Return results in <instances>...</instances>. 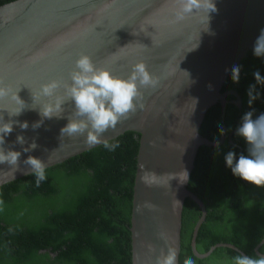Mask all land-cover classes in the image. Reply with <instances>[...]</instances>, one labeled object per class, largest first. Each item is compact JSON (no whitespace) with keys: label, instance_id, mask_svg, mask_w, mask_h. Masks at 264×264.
Returning a JSON list of instances; mask_svg holds the SVG:
<instances>
[{"label":"water","instance_id":"1","mask_svg":"<svg viewBox=\"0 0 264 264\" xmlns=\"http://www.w3.org/2000/svg\"><path fill=\"white\" fill-rule=\"evenodd\" d=\"M175 8L173 0H11L0 5V85L10 92L0 97V122L2 118L28 122L27 129L14 123L5 138L3 147L21 156L14 178L10 166L0 164V186L31 174L24 164L28 156L51 167L103 144L88 145L86 132L61 136L74 110L70 100L61 118L40 114V107L48 103L39 96L40 86L52 80L70 83L69 73L80 54L125 78L133 64L143 61L158 78L155 88H140L142 109L138 106L101 134L104 141L126 131L139 134L130 215L131 264H155L170 247L177 252L178 264L186 198L201 210L191 240L197 258L209 256L217 247L247 256L231 243H217L204 253L196 250L206 209L178 175L185 170L190 175L200 146H214L215 141L199 133L207 110L219 103L223 120L228 102L241 107L237 92L221 89L228 78L225 73L247 56L264 28V0H216L209 20L201 9L177 21ZM16 94L24 104L12 98ZM228 94L235 100H227ZM56 95H63V88ZM21 106L25 108L18 116L9 117ZM18 135L24 137L23 145L16 142ZM224 139L220 136V144ZM33 142L37 147L24 152ZM263 243L264 238L255 247L257 255H263L258 251Z\"/></svg>","mask_w":264,"mask_h":264},{"label":"trees","instance_id":"2","mask_svg":"<svg viewBox=\"0 0 264 264\" xmlns=\"http://www.w3.org/2000/svg\"><path fill=\"white\" fill-rule=\"evenodd\" d=\"M9 1L0 0V5ZM239 65V83L228 77L221 92L235 90L241 107L228 102L223 120L219 103L207 110L199 133L216 141L218 128L225 126L227 134L219 151L215 146L199 147L187 188L206 209L196 237L199 253L217 243H231L247 256L258 257L255 247L264 238V187L234 177L224 154L233 150L237 158L247 155V145L235 130L251 110L247 88L256 83L253 72L264 75V59L253 56L251 49ZM257 90L261 99L253 105L255 115L264 112V86L257 85ZM107 142L119 147L109 151L101 144L48 167L47 179L39 186L31 174L0 186V264H131L130 215L139 134L126 131ZM200 215L199 206L186 198L178 264L188 257L195 264H231L238 252L230 248L217 247L205 258L193 254L191 240ZM258 251L264 254V243Z\"/></svg>","mask_w":264,"mask_h":264},{"label":"clouds","instance_id":"3","mask_svg":"<svg viewBox=\"0 0 264 264\" xmlns=\"http://www.w3.org/2000/svg\"><path fill=\"white\" fill-rule=\"evenodd\" d=\"M176 5L175 18L177 21L184 20L187 16L199 12L201 9L207 13L216 11V0H173ZM198 47V46H197ZM252 55L264 59V28L260 29L259 35L252 46ZM241 65H234L231 72H226L233 83H239L241 77ZM254 84L247 88V104L249 111L241 117L240 125L235 130V135L244 139L247 155L229 150L224 154L225 166L230 169L234 177L246 181L258 187H264V112L255 115L254 103L261 99V92L257 85L264 86V75L259 70L253 72ZM70 83L62 80H52L44 83L39 88V96L48 98V103L40 107L43 118H61L64 112V104L70 100L74 105L71 118L61 128V136H73L86 132L85 142L88 145L103 143L109 151H115L118 143L110 144L102 139L101 134L109 128H115L122 117H127L130 112L143 108L140 88H155L159 80L154 76L143 61L131 66L130 74L125 77L114 75L108 68L98 67L87 54H80L75 60L74 68L69 73ZM63 88V95H56L57 90ZM9 89L0 85V97L9 95ZM21 104L24 102L16 94L12 97ZM25 107L21 106L15 111L8 113L9 117L18 116ZM255 115V118H254ZM19 123L9 119L7 122L2 118L0 122V164L7 163L14 178L18 169V161L21 152L11 148L5 149V138L13 132V124ZM43 120L34 123L33 128H38ZM21 129L28 128V122L19 123ZM230 131V129H229ZM220 136H225L226 130L218 128ZM16 142L24 144L23 136L18 135ZM214 146L219 151L220 141L216 140ZM37 147L33 142L24 152H29ZM24 164L30 166L31 175L35 177L37 186L47 179V164L38 157L28 156ZM181 183L188 182L189 173L185 170L179 173ZM155 264H177V252L175 248H168L156 257ZM184 264H195L194 259L185 258ZM231 264H264V255L258 257L245 256L237 253L231 258Z\"/></svg>","mask_w":264,"mask_h":264},{"label":"flooded vegetation","instance_id":"4","mask_svg":"<svg viewBox=\"0 0 264 264\" xmlns=\"http://www.w3.org/2000/svg\"><path fill=\"white\" fill-rule=\"evenodd\" d=\"M230 91H235V90H231V89H229V90H226V91H223V92H230ZM236 92V91H235ZM229 95H233V94H228L227 95V97L229 96ZM235 100V99H234ZM234 100H231V101H234ZM232 103V102H231ZM234 104V103H233ZM264 255V254H263ZM260 256V255H259Z\"/></svg>","mask_w":264,"mask_h":264}]
</instances>
